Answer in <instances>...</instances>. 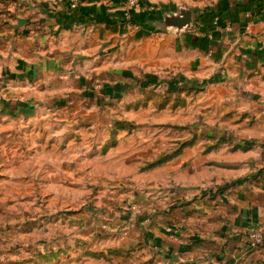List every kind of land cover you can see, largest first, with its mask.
Instances as JSON below:
<instances>
[{"label": "rangeland", "instance_id": "374dc122", "mask_svg": "<svg viewBox=\"0 0 264 264\" xmlns=\"http://www.w3.org/2000/svg\"><path fill=\"white\" fill-rule=\"evenodd\" d=\"M162 36L142 29L104 50L103 70L63 90L49 117L4 136L16 151L0 177V264H176L158 233L174 245L177 223L216 231L220 196L264 152V76L251 89L196 81ZM201 243L208 259L215 242Z\"/></svg>", "mask_w": 264, "mask_h": 264}, {"label": "crops", "instance_id": "0c3cea01", "mask_svg": "<svg viewBox=\"0 0 264 264\" xmlns=\"http://www.w3.org/2000/svg\"><path fill=\"white\" fill-rule=\"evenodd\" d=\"M181 4L192 8L189 28L165 33L151 25ZM125 7L126 0H83L78 5L70 0H0L1 178L2 170L15 163L4 161L5 152L16 151L13 145L6 147L4 136L13 135L25 118L49 117L48 106L63 90L75 81L83 85L90 73L103 70L104 50L118 42L129 45L142 29L147 35L162 33V47L170 46L180 58L177 63L188 64V76L196 81L210 78L212 84L250 89L263 85L264 0H139L129 19L124 17ZM157 8L162 9L160 15L154 12ZM248 163L252 172L234 190L231 187L229 195L220 196L223 205L216 210L225 211L216 231L192 227L187 233L191 228L177 223L181 238L176 244H164V236L156 235L160 248L166 245L160 249L164 255L173 253L176 264H264V248L251 247L247 237L251 224L264 230V152ZM200 239L215 242L217 248L208 259L200 260L207 250L196 241ZM236 255L242 259L239 263Z\"/></svg>", "mask_w": 264, "mask_h": 264}, {"label": "water", "instance_id": "95a60500", "mask_svg": "<svg viewBox=\"0 0 264 264\" xmlns=\"http://www.w3.org/2000/svg\"><path fill=\"white\" fill-rule=\"evenodd\" d=\"M192 17L193 11L190 6L179 5L175 9L164 12L161 19L152 20L150 23L158 30L169 31L174 27L177 32H180L191 26Z\"/></svg>", "mask_w": 264, "mask_h": 264}, {"label": "built area", "instance_id": "2783aa9c", "mask_svg": "<svg viewBox=\"0 0 264 264\" xmlns=\"http://www.w3.org/2000/svg\"><path fill=\"white\" fill-rule=\"evenodd\" d=\"M73 5L80 4L83 0H70ZM139 3V0H126V7L124 10V17L129 19L131 17V11ZM219 18H216L214 23H218ZM248 242L250 246L259 248L264 246V230L259 224H251L247 231Z\"/></svg>", "mask_w": 264, "mask_h": 264}, {"label": "trees", "instance_id": "16d2710c", "mask_svg": "<svg viewBox=\"0 0 264 264\" xmlns=\"http://www.w3.org/2000/svg\"><path fill=\"white\" fill-rule=\"evenodd\" d=\"M132 13V12H131ZM132 15V14H131ZM203 15V14H202ZM202 15H200V16H202ZM203 83H206V81H204ZM197 242H200L201 243V239L200 240H196Z\"/></svg>", "mask_w": 264, "mask_h": 264}]
</instances>
